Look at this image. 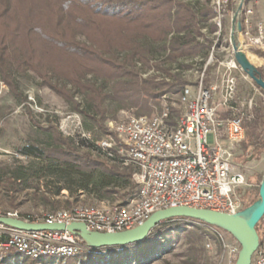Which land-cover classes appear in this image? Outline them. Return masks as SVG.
<instances>
[{
	"label": "trees",
	"instance_id": "trees-1",
	"mask_svg": "<svg viewBox=\"0 0 264 264\" xmlns=\"http://www.w3.org/2000/svg\"><path fill=\"white\" fill-rule=\"evenodd\" d=\"M214 17L211 0L195 4L185 0H0V83L25 104L28 99L18 78L34 74L41 87L82 116L84 131L92 136L91 140L65 138L55 125L38 127L51 144L28 141L18 148L32 163L10 170L6 181L11 189L44 187L52 193L50 198L44 196L45 203L67 191L72 199L67 200L69 208L85 195L95 202L121 205L135 199L139 189L133 169L108 158L96 142L107 134V125L118 112L136 110L137 116H150L164 96L170 100L190 85L185 71L194 65L201 69L209 58L214 43L210 35L218 32ZM241 24L244 27L243 20ZM255 53L264 58V51ZM257 70L264 80V66ZM149 72L153 73L144 77ZM254 86L264 99V90ZM109 102L115 108H109ZM219 115L229 117L225 112ZM244 126L243 153H264V101L256 103ZM82 150L87 153L81 154ZM10 203L16 206L13 197ZM261 222L257 226L260 247L264 244ZM216 232L230 235L192 219L174 218L157 226L141 243L92 250L82 242L84 250L76 257L39 261L12 252L0 255V264H147L159 257L162 238L176 233L186 236L187 254L195 257L202 254L207 237L221 243Z\"/></svg>",
	"mask_w": 264,
	"mask_h": 264
},
{
	"label": "built area",
	"instance_id": "built-area-1",
	"mask_svg": "<svg viewBox=\"0 0 264 264\" xmlns=\"http://www.w3.org/2000/svg\"><path fill=\"white\" fill-rule=\"evenodd\" d=\"M231 1L212 0L213 22L220 30ZM252 14V10L245 12L247 29L251 27L249 17ZM215 37L203 67L200 69L195 65L199 81L196 85L186 86L178 95L181 113L177 114L167 106L159 114L129 116L119 124L110 122L107 127L115 130L124 146L119 148L107 134L96 142L108 158H116L123 167L133 169L132 177L139 189L137 199L126 205L75 204L48 213L37 223L70 225L81 222L91 231L117 233L136 228L153 213L171 207L228 214H237L244 209L239 190L247 186V181L238 171L235 157L246 139L244 121L251 117L256 102L254 97L247 101L240 99L241 80L250 83L252 80L237 63L231 46L225 49V59L215 60L221 36ZM244 37L248 43H240L244 50L248 47L264 50V23L258 24L255 36L247 30ZM215 62L219 82L208 86L205 82L207 70ZM168 98L164 96L163 100L167 102ZM222 112L228 113L229 117L220 118ZM75 117L79 120V133L67 135L91 140L92 136L84 131L80 117ZM0 217L36 223L24 219L18 212L0 211ZM216 233L224 243L223 234ZM82 251L80 238L69 232H26L0 224V255L17 252L39 261L44 257H76ZM252 264H264L262 247L255 252Z\"/></svg>",
	"mask_w": 264,
	"mask_h": 264
},
{
	"label": "rangeland",
	"instance_id": "rangeland-1",
	"mask_svg": "<svg viewBox=\"0 0 264 264\" xmlns=\"http://www.w3.org/2000/svg\"><path fill=\"white\" fill-rule=\"evenodd\" d=\"M185 1L191 4L197 2V0ZM240 2L241 0L231 1L221 30L218 28V32H220L210 35L213 38H217L215 36H221L218 42V48L215 51V60L225 59L227 54L225 49L228 45L231 46L230 38L233 29V18ZM244 10H252L255 12L257 6H254V3L251 2L244 3ZM245 17V14H241L240 21H244ZM249 19L251 27L247 29L244 24L242 32L237 34L238 37L245 36L247 30L253 36L257 34L256 24L262 19H259L258 16L256 18L255 15H251ZM217 66L218 64L216 62L209 66L205 77L206 85L209 86L219 82L216 73ZM197 69L194 65L192 69L185 71L186 79L190 83L189 86L196 85L200 79L196 72ZM18 79L20 88L28 99L25 104H20L17 99H14L9 88L0 83V179H3L2 183H0V211L3 213L18 212L19 215H23L27 219L30 218L37 223V221H42L48 213L68 209L70 206H68L67 200L72 202V199L69 198L67 191H63L58 199L52 200L51 203H45L44 196L50 198L49 196H52V193L44 187H41L39 190L26 189L22 192L13 191L10 184L6 181L9 177L10 170L21 165H30L32 163L30 158L23 157L18 153V148L21 145H25L28 141L42 145L51 144L47 135H44L38 128H47L51 124L58 128L63 137L71 138L67 133H71L72 135L79 133L77 127L79 120L75 116L78 115L80 117L82 124L83 118L72 109L70 104L64 102L50 89L41 87L39 78L34 74L30 73ZM252 83L254 82L251 81ZM239 96L242 101H247L254 97L257 104H262L264 101L263 95L260 92H253L247 85H242L241 82ZM78 101L83 103L84 98L79 96ZM167 106L177 114L182 111L179 104V96H173L167 102L164 100L161 101L160 105L151 115L161 113ZM108 107L113 109L115 108V104L109 102ZM129 116H137L136 110L120 111L112 122L119 124ZM63 122H65L64 125ZM107 135L112 136L110 140L115 142L119 148L124 146L123 140L111 127H107ZM241 146H244L243 143ZM80 153L84 154L87 151L82 150ZM235 160L238 165V171L245 175L247 181V186L239 190L243 201V208H246L252 201L258 200L259 198L258 192L264 174V153L253 154L237 151ZM42 181L47 182L49 179H42ZM51 189L54 190V187H51ZM12 197L15 199L16 206L10 203ZM115 198L120 201L121 196L117 195ZM79 199L80 202H77V204H92L90 197L87 195L80 196ZM119 203L116 202L115 204ZM260 225L259 233L264 239V218ZM223 236L224 243L222 241L219 243L212 237H207L202 254L190 257L187 254L188 245L186 236L182 233L168 235L162 238L163 249L159 252V257L147 264H233V260L237 259L236 256L238 257L237 253L240 250V245L232 236L227 234H223ZM262 248L264 249V244Z\"/></svg>",
	"mask_w": 264,
	"mask_h": 264
},
{
	"label": "water",
	"instance_id": "water-1",
	"mask_svg": "<svg viewBox=\"0 0 264 264\" xmlns=\"http://www.w3.org/2000/svg\"><path fill=\"white\" fill-rule=\"evenodd\" d=\"M244 3L245 0H241L234 15L230 45L241 69L258 87L264 90V80L257 76V67L250 61L246 51L238 42L237 34L242 32L240 16ZM174 218H188L224 230L240 245V251L235 264H252L253 256L260 247V236L257 226L264 218V177L260 185L259 200L237 214L191 207H171L153 213L145 222L136 228L117 233L91 231L85 223L81 222H75L70 225L31 223L22 219L0 217V224L26 232H69L80 238L81 245L84 242L86 248L101 250L141 243L150 236L157 226ZM82 247L84 250L83 245Z\"/></svg>",
	"mask_w": 264,
	"mask_h": 264
},
{
	"label": "crops",
	"instance_id": "crops-1",
	"mask_svg": "<svg viewBox=\"0 0 264 264\" xmlns=\"http://www.w3.org/2000/svg\"><path fill=\"white\" fill-rule=\"evenodd\" d=\"M250 2H251V3H254V6H255V5L257 6V10H256L255 12H253L252 16L255 15L256 18H257V16H258L259 19H262L260 22H258V23L256 24V30H257L258 24H260V23H264V0H251ZM250 2H249V3H250ZM238 42H239V43H242V44H247V45H248L247 40H246V37H244V36H239V37H238ZM247 45H246V47H247ZM247 49H248V50H245V51H246L247 56H248V58L250 59V61H251V62H252L257 68L264 66V58L260 57L257 53H255V50H260V49L253 48V47H248ZM260 51H264V50H260ZM241 83H242V85H247V86H248L253 92H260V91L254 86V83L251 84L250 82H246V81H243V80H241ZM239 92H240V87H239ZM260 93H261V92H260ZM237 151H238V152H239V151H243L242 146H240V147L237 149ZM137 197H138V194H137V196H136L135 199H137ZM135 199L130 200L129 203L132 202V201H134ZM91 201H92V203L94 202L96 205H100V206H101V205L109 204V202H95V200H91ZM129 203H127V204H129Z\"/></svg>",
	"mask_w": 264,
	"mask_h": 264
}]
</instances>
